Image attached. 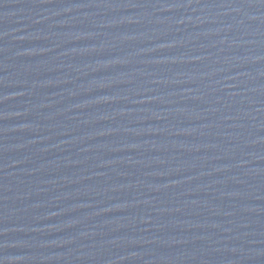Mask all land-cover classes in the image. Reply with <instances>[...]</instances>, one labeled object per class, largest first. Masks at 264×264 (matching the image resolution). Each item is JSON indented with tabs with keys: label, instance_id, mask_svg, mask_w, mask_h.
<instances>
[{
	"label": "water",
	"instance_id": "1",
	"mask_svg": "<svg viewBox=\"0 0 264 264\" xmlns=\"http://www.w3.org/2000/svg\"><path fill=\"white\" fill-rule=\"evenodd\" d=\"M0 264H264V0H0Z\"/></svg>",
	"mask_w": 264,
	"mask_h": 264
}]
</instances>
